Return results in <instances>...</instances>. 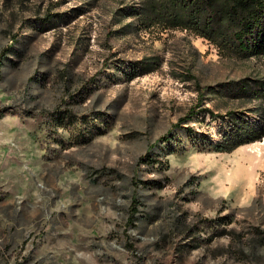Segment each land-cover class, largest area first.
Here are the masks:
<instances>
[{"label": "rangeland", "instance_id": "rangeland-1", "mask_svg": "<svg viewBox=\"0 0 264 264\" xmlns=\"http://www.w3.org/2000/svg\"><path fill=\"white\" fill-rule=\"evenodd\" d=\"M142 1L0 0V264H264V137L203 150L202 111L161 138L198 86L262 126L239 89L264 55L147 26Z\"/></svg>", "mask_w": 264, "mask_h": 264}, {"label": "trees", "instance_id": "trees-1", "mask_svg": "<svg viewBox=\"0 0 264 264\" xmlns=\"http://www.w3.org/2000/svg\"><path fill=\"white\" fill-rule=\"evenodd\" d=\"M135 10L147 26L187 30L207 39L226 55L241 58L264 55V0H143ZM5 50H12V46ZM1 61L0 58V66ZM212 88L209 85L198 86L196 103L161 138L169 139L177 128L185 127V123L204 111L211 120L221 119L223 123L218 140L209 139L207 142L202 141L204 133L193 125H187V131L196 133L203 150L232 152L242 145L261 140L264 137V108L259 109L258 116L263 120L262 126L257 125L254 117H248L238 109L219 113L209 107L201 108ZM239 90L240 96L251 101H264V80H257L253 85L243 84Z\"/></svg>", "mask_w": 264, "mask_h": 264}]
</instances>
